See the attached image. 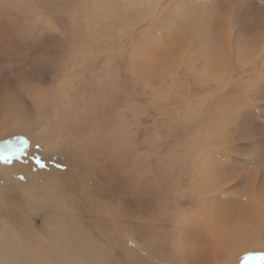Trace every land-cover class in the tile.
Wrapping results in <instances>:
<instances>
[{
	"label": "rangeland",
	"instance_id": "rangeland-1",
	"mask_svg": "<svg viewBox=\"0 0 264 264\" xmlns=\"http://www.w3.org/2000/svg\"><path fill=\"white\" fill-rule=\"evenodd\" d=\"M201 1L205 9L211 7L209 0ZM191 2L173 0L162 12V20L150 22L147 15L157 13L154 0H77L74 15L66 12L61 16L44 0H0V149L9 144L25 149L7 163L0 159V264L217 261L209 254L206 257L203 245L190 234L196 232L193 227L200 218L210 226L222 221V210L213 201L218 198L211 196L201 208L202 201L188 184L167 173V164L179 158L186 145L204 142L206 132L215 138L218 157L233 164L234 159H244L237 150L248 145L250 137L246 128L242 131L235 125L230 129L228 123L230 103L245 97L247 81L240 87L229 84L222 92L212 90L213 96L202 104L211 90L198 76L200 59L195 58L189 66L166 69L160 64L161 51L155 48L151 58L161 66L157 75L148 79L141 74V66L138 77L131 72L132 53L122 48L129 44L127 38L137 22H141L136 30L138 42L146 40L143 28L150 23L152 32L167 34L173 44L185 41L190 32H177L171 23L176 20L174 10L181 11ZM239 5L246 19L264 16L261 0H249L248 4L230 0V11ZM84 11L96 20L103 14L109 16L97 28L117 33L113 61L121 64L115 68L100 67L103 59L94 64L84 55L87 37L93 46L110 52V45L97 40L95 31L84 29L88 26L82 18ZM222 15L219 11L218 17ZM208 21L200 19L195 24L197 30L200 32L199 24L210 27ZM186 23L184 20L183 26ZM66 30L72 31L71 39L63 37ZM79 32L83 33L76 38L77 45L71 47ZM202 34L200 48H192V53L204 48L202 43L209 35ZM236 53L231 45V57ZM242 77L255 78L250 73ZM244 108L264 124V99L251 97ZM117 114L121 131L126 130L125 125L132 127L128 135L124 133L128 139L115 141L113 120ZM89 119L108 126H92ZM84 120L90 130L101 127L98 140L78 139ZM22 140L27 144L22 145ZM185 187L187 198L182 201ZM228 211L230 207L226 214ZM182 228L190 229L189 234H183ZM261 256L264 254L250 252L232 263L264 264Z\"/></svg>",
	"mask_w": 264,
	"mask_h": 264
},
{
	"label": "bare ground",
	"instance_id": "bare-ground-1",
	"mask_svg": "<svg viewBox=\"0 0 264 264\" xmlns=\"http://www.w3.org/2000/svg\"><path fill=\"white\" fill-rule=\"evenodd\" d=\"M44 1L48 8L58 16H61L66 12L73 13L74 15L75 2L77 0ZM154 1L157 2V13L154 12L153 17H150L145 13L143 14L148 16L150 22L162 20V12L169 7L173 0ZM209 1L211 7L208 9L204 8L201 0H192L191 5L187 7L183 6L181 11L177 8L174 10L177 14L176 17L173 18L176 20L171 23L172 27L177 32H190L187 37L188 40L186 39L185 41L173 44L167 34H156L155 32H152V23H150L146 29L142 27L145 32L146 40L144 42H138L136 39V30L141 22H137L132 34L127 38L129 44L122 45V48L129 49L132 53L131 63L129 62L130 69H132L131 72L137 74L138 77V67L141 66V74L148 79L150 77H155L157 75L155 71L157 72L158 68L161 66L158 65L159 63L156 59L151 58V56L155 57V48H158L161 51L160 55H162V61L160 64H162V66L164 65L166 69L168 67L179 68L182 64L189 66L190 62L195 60V58L200 59L201 65L196 68L198 70V76L203 80V85L205 87L210 86L211 90L207 95H203L202 104H206L209 97L213 96L212 90L215 89L217 92H222L229 84L230 86L234 85L240 87L243 81H247L245 97L234 100L233 103H230V123H228L230 124V129H234L235 125L239 126L242 131L246 128V136L248 138L250 137V143L237 150L239 154L244 156V159H234L233 164L232 162L218 157L213 144L215 138L211 133L206 132V135L202 138L204 142L198 141L196 144L186 145L183 148L182 153L179 155V158L171 159L167 164L169 169L167 173L174 174L173 177L188 184V188L193 191V194L199 201H202L200 204L201 208L204 207L202 203L207 202L211 196L214 195L218 198L213 199V201L222 210L220 215L222 221L216 225L212 224V226H210L206 223L205 219L200 218L198 225L193 227V230L196 232L190 234L191 238L199 240L201 245H203V251H205L206 257L209 254L211 259L214 257L217 259L216 262L213 260H207L202 264H233L232 260L237 257H245L250 252L257 256L264 254V124L257 119L256 115L250 114L249 108H244L251 97L257 101L264 99V16L253 15L249 19H246L243 16L244 13L242 12L241 5L230 11V0H221V5L219 4L220 0ZM261 1L264 2V0ZM242 2L248 4L249 0H240V3ZM237 4L239 3L237 2ZM96 7L99 8L98 6ZM219 11L223 13L220 17H218ZM134 14L136 16L138 15L137 13ZM157 15L159 17H156ZM230 16L233 20V26H230ZM89 17L87 12L82 16L84 21L88 23V26L84 29L91 31L92 33L95 31L98 37V39L96 37L97 40L110 45V52L103 46H93L87 37V45H85L84 55L94 64L100 59H103L104 62L100 67L105 69L115 68V65L119 63L113 61L115 59V45L113 40L116 38L117 33L115 29L99 30L97 28V26L102 21H106L109 16L106 17V15L103 14V16H100L101 19L98 20ZM72 19L67 22V25L71 23L70 21ZM131 19L132 18L128 21H131ZM200 19L205 21L211 20L208 21L210 27L199 24V32L195 24L198 23ZM217 19L221 22L215 24L214 21ZM184 20L187 21L186 26H183ZM64 23L59 24V26L62 27L61 25ZM240 23L244 24L240 28L232 31V28ZM71 32L66 30L63 33V37L71 39L73 36V33ZM82 33L83 32H79L78 34L76 33V35L74 33L75 36L71 40V47L75 46V44L77 45L79 40L77 41L76 38H79ZM202 33L209 35V37L206 38V41L202 43L204 48H201V51H198V53H192V48H200ZM57 38H59V36H55V39ZM123 41L126 40L123 39ZM93 42L95 43V41ZM65 43V49L68 51V42ZM230 44L234 48V52H237L235 57H231ZM141 46L144 48L143 51L138 49ZM172 49L176 52L174 55L172 53L173 51L171 52ZM229 56L230 68L227 64ZM63 58L64 57H62V60ZM233 59L235 60L234 64H232ZM142 66L145 67L144 70V67ZM246 73H250L255 78L242 77ZM118 75L119 74L116 76ZM125 77L126 76H124V78ZM124 86L125 85H123V87ZM235 89L236 88L234 87V90ZM123 91L124 90H122V92ZM104 94L106 95V93ZM155 103H157V101ZM119 116L120 114H117L115 118L113 117L114 124L112 123L114 126L113 135L115 141L119 138L128 139V136H124V133L128 135V128H132L129 125H125L126 130L121 131L119 128ZM89 122L92 123V126L100 125L103 128L108 126V123H96L93 119H89ZM82 125L83 127L78 132V135H80L78 137L79 140L88 141L90 139L98 140L100 138L99 130L101 127L95 130H90L87 128L86 120L83 121ZM133 125L134 123L132 122L131 126ZM195 134L197 133L195 132ZM67 137L70 136L66 135V138ZM80 145L81 144H79V146ZM174 151L175 150H173V152ZM230 153L232 154V150H230ZM143 174L144 173L141 175L143 176ZM183 189L185 190V194L182 197V201L187 198V189L186 187ZM228 207H230V211L226 214L225 209ZM181 231L183 234L188 235L190 229L185 230L182 228Z\"/></svg>",
	"mask_w": 264,
	"mask_h": 264
},
{
	"label": "snow or ice",
	"instance_id": "snow-or-ice-1",
	"mask_svg": "<svg viewBox=\"0 0 264 264\" xmlns=\"http://www.w3.org/2000/svg\"><path fill=\"white\" fill-rule=\"evenodd\" d=\"M22 145H26L27 141H21ZM11 150V151H10ZM24 147H20L18 149L14 148L13 145L9 144L6 148L0 149V159H3L5 163H7L10 159H12V155L15 154L17 157L20 153H23ZM4 152H9V155H3ZM39 163V161H38ZM261 261H264V256L259 257Z\"/></svg>",
	"mask_w": 264,
	"mask_h": 264
},
{
	"label": "water",
	"instance_id": "water-1",
	"mask_svg": "<svg viewBox=\"0 0 264 264\" xmlns=\"http://www.w3.org/2000/svg\"><path fill=\"white\" fill-rule=\"evenodd\" d=\"M4 155L7 156V155H9V153H5ZM13 155H14V154H13Z\"/></svg>",
	"mask_w": 264,
	"mask_h": 264
}]
</instances>
